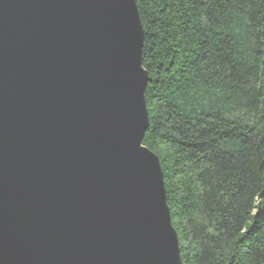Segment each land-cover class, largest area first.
<instances>
[{
  "label": "water",
  "instance_id": "obj_1",
  "mask_svg": "<svg viewBox=\"0 0 264 264\" xmlns=\"http://www.w3.org/2000/svg\"><path fill=\"white\" fill-rule=\"evenodd\" d=\"M136 0H0V264H181Z\"/></svg>",
  "mask_w": 264,
  "mask_h": 264
},
{
  "label": "trees",
  "instance_id": "obj_2",
  "mask_svg": "<svg viewBox=\"0 0 264 264\" xmlns=\"http://www.w3.org/2000/svg\"><path fill=\"white\" fill-rule=\"evenodd\" d=\"M136 2L181 264H264V0Z\"/></svg>",
  "mask_w": 264,
  "mask_h": 264
}]
</instances>
